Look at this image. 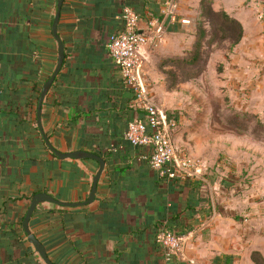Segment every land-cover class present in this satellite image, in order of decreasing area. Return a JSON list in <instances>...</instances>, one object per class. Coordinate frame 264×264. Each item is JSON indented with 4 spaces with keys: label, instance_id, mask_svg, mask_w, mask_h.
<instances>
[{
    "label": "crops",
    "instance_id": "crops-1",
    "mask_svg": "<svg viewBox=\"0 0 264 264\" xmlns=\"http://www.w3.org/2000/svg\"><path fill=\"white\" fill-rule=\"evenodd\" d=\"M167 1L61 4L57 34L64 58L42 100L40 125L56 150L95 153L104 168L92 202H40L33 210L29 232L54 264H161L160 227L182 240L172 264H257L253 256H264V158L251 166L215 163L208 176L197 166L192 176L169 179L150 167L148 146L124 138L143 111L107 52V38L123 27L124 9L140 18L145 32V19L162 14ZM56 6L57 0H0V264H45L22 228L32 197L44 192L82 202L98 169L93 159L58 158L37 126L39 94L58 60L51 32ZM208 10L239 25L218 66L237 106L264 123V0H177L161 38L150 37L139 50L148 94L152 98L151 89L162 83L157 60L184 56ZM253 134L244 136L252 138L248 154L256 159L264 135ZM248 169L255 171L252 180L243 174Z\"/></svg>",
    "mask_w": 264,
    "mask_h": 264
},
{
    "label": "rangeland",
    "instance_id": "rangeland-1",
    "mask_svg": "<svg viewBox=\"0 0 264 264\" xmlns=\"http://www.w3.org/2000/svg\"><path fill=\"white\" fill-rule=\"evenodd\" d=\"M195 29L196 40L184 56L157 60L158 79L162 83L151 89L152 99L168 118L174 146L189 155L197 166L204 167L202 174L208 176L215 163L227 168L234 161L254 165L258 157L264 158V150L261 155L257 151L260 156L252 158L248 154L252 152L248 145L252 138L244 133H254L253 137L258 138L260 131L264 135V123L253 111L237 106L218 66L225 50L237 39L239 27L220 13L208 10L197 20ZM248 170L243 174L252 180L255 171ZM256 260L264 264L262 258Z\"/></svg>",
    "mask_w": 264,
    "mask_h": 264
},
{
    "label": "built area",
    "instance_id": "built-area-1",
    "mask_svg": "<svg viewBox=\"0 0 264 264\" xmlns=\"http://www.w3.org/2000/svg\"><path fill=\"white\" fill-rule=\"evenodd\" d=\"M177 0H168L163 5L162 18L145 20V32L139 26L140 18L129 9L122 12L123 27L109 34L106 49L118 66L124 83L134 93V99L143 111V118L128 124L124 138L133 146L150 148L148 161L159 175L169 179L188 175L196 162L189 155L178 151L169 132V122L165 114L149 96L142 79V59L140 48L150 37L160 39L164 20L175 19ZM156 242L162 248L161 264H172L174 257L182 249L181 237L165 227H160Z\"/></svg>",
    "mask_w": 264,
    "mask_h": 264
},
{
    "label": "water",
    "instance_id": "water-1",
    "mask_svg": "<svg viewBox=\"0 0 264 264\" xmlns=\"http://www.w3.org/2000/svg\"><path fill=\"white\" fill-rule=\"evenodd\" d=\"M62 2H63V0H57L56 12H55V15H54V18L52 21V25H51V32H52L53 37L55 38V40L57 41V44H58L57 66H56L55 70L53 71V73L50 75V77L44 82L42 89H41V92L39 94L38 103H37V110H36L37 126L41 132L44 143L46 144L48 149L52 153H54L58 158H74V159L88 158V159H93L98 163V169L92 178V184H91V188H90L88 197L86 200H84L82 202H62V201L56 200L55 198H53L52 196H50L49 194L44 193V192L36 193L32 197L30 204L26 210L23 221H22V228L27 235V240L32 244V246L34 247L36 252L39 254V256L42 258V260L44 261L45 264H54V263H52L48 259V256L46 254L44 246L35 238V236L33 234H31L29 232V229H28V220H29L33 210L35 209L36 205L40 202H50V203H53L56 205L73 207V206H79V205L88 204V203L92 202V200L94 199L95 193H96L98 180H99L101 172L104 168L103 158L101 156L95 154V153L86 152V151H82V150H76V151L63 153V152L56 150L50 144L47 136L43 133V130H42L41 125H40V108H41L42 100H43L44 95L46 94L48 88L52 84L54 78L58 74V72L61 68L62 62H63V58H64L63 44H62V41L60 40V38L57 34V23H58V19H59V12H60V7H61Z\"/></svg>",
    "mask_w": 264,
    "mask_h": 264
},
{
    "label": "trees",
    "instance_id": "trees-1",
    "mask_svg": "<svg viewBox=\"0 0 264 264\" xmlns=\"http://www.w3.org/2000/svg\"><path fill=\"white\" fill-rule=\"evenodd\" d=\"M222 15V17L224 18V19H226V20H228L229 22H233V23H235L232 19H230V18H228V16L226 15V14H221ZM161 16H162V14H160L159 16H157V17H155V18H146L145 20H151V19H160L161 18ZM238 27H239V25H238ZM238 36H239V34H238ZM122 82L124 83V81L122 80ZM125 84V83H124ZM151 167V166H150ZM160 176V175H159ZM162 177V176H161ZM35 195V194H34ZM254 260H255V262L258 264V262H257V260H256V258L257 257H259V258H262L263 260H264V256H262V255H260V254H255L254 256Z\"/></svg>",
    "mask_w": 264,
    "mask_h": 264
}]
</instances>
